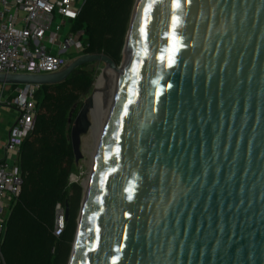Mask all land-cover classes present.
<instances>
[{
  "label": "water",
  "instance_id": "water-1",
  "mask_svg": "<svg viewBox=\"0 0 264 264\" xmlns=\"http://www.w3.org/2000/svg\"><path fill=\"white\" fill-rule=\"evenodd\" d=\"M120 53L0 72L114 74L66 264H264V0H134ZM73 107L76 162L91 93Z\"/></svg>",
  "mask_w": 264,
  "mask_h": 264
},
{
  "label": "trees",
  "instance_id": "trees-1",
  "mask_svg": "<svg viewBox=\"0 0 264 264\" xmlns=\"http://www.w3.org/2000/svg\"><path fill=\"white\" fill-rule=\"evenodd\" d=\"M134 0H83L70 27L81 30L83 50L103 52L117 64ZM89 63V62H88ZM83 63L54 83L38 84L31 129L21 141L20 190L6 218L1 252L5 264H66L79 208L81 186L68 181L74 170L69 140L78 98L93 81V68ZM95 82V81H94ZM94 84V83H93ZM10 83L9 87H16ZM66 206L61 232L52 233L55 202Z\"/></svg>",
  "mask_w": 264,
  "mask_h": 264
},
{
  "label": "built area",
  "instance_id": "built-area-1",
  "mask_svg": "<svg viewBox=\"0 0 264 264\" xmlns=\"http://www.w3.org/2000/svg\"><path fill=\"white\" fill-rule=\"evenodd\" d=\"M83 0H0V72L44 73L58 70L74 55L84 53L83 33L71 29ZM61 33V25L67 22ZM75 55V56H76ZM38 84L14 87L12 96L0 83V106L14 108V117L0 143V246L6 218L21 185L18 154L36 111ZM64 207L55 202L52 233L64 226ZM0 264H5L0 248Z\"/></svg>",
  "mask_w": 264,
  "mask_h": 264
},
{
  "label": "rangeland",
  "instance_id": "rangeland-1",
  "mask_svg": "<svg viewBox=\"0 0 264 264\" xmlns=\"http://www.w3.org/2000/svg\"><path fill=\"white\" fill-rule=\"evenodd\" d=\"M69 20H67L66 23L61 25V33L67 28V23ZM76 55V54H75ZM74 55V56H75ZM103 64L102 62H89L86 65L83 66V69L88 70L90 68H93V81L91 83V86L88 88V90L85 92V94H82L79 96L78 101V107L81 104L82 100L91 93L94 84L97 82L98 76L102 73V71L105 68H102ZM102 68V69H101ZM95 81V82H94ZM94 83V84H93ZM5 93L8 96H12L14 93V87H9L5 89ZM77 107V109H78ZM87 118L90 121V127L84 132L80 134L79 139V150H80V157L74 162V170L70 171L68 174V181L70 182H77L81 186V194L83 185H86V182L88 181V174L90 171V167L92 166L94 156H95V147L97 143V125L99 120V114H95V112H92L91 109L87 112ZM102 128V127H101ZM101 132V129H100ZM81 198V195H80ZM80 203V201H79ZM77 217V216H76ZM68 260V259H67ZM67 263V262H66Z\"/></svg>",
  "mask_w": 264,
  "mask_h": 264
},
{
  "label": "bare ground",
  "instance_id": "bare-ground-1",
  "mask_svg": "<svg viewBox=\"0 0 264 264\" xmlns=\"http://www.w3.org/2000/svg\"><path fill=\"white\" fill-rule=\"evenodd\" d=\"M113 88H114V74L111 69L105 68L100 74V76H98L97 82L94 84V87L91 91V99H92L91 111L95 112L96 115L99 114L98 125L96 128L97 142L101 133L100 129L102 130L101 127L105 118L106 108L108 106V102L111 97Z\"/></svg>",
  "mask_w": 264,
  "mask_h": 264
},
{
  "label": "crops",
  "instance_id": "crops-1",
  "mask_svg": "<svg viewBox=\"0 0 264 264\" xmlns=\"http://www.w3.org/2000/svg\"><path fill=\"white\" fill-rule=\"evenodd\" d=\"M8 86L9 84H5L6 88H8ZM14 114L15 112L13 107L9 105L0 106V143L7 132V129L14 117ZM0 152H1V148H0Z\"/></svg>",
  "mask_w": 264,
  "mask_h": 264
}]
</instances>
